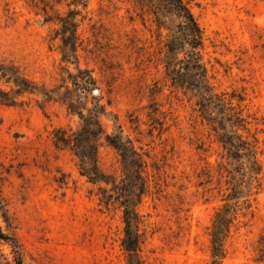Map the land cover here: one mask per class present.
I'll list each match as a JSON object with an SVG mask.
<instances>
[{
  "label": "rangeland",
  "instance_id": "rangeland-1",
  "mask_svg": "<svg viewBox=\"0 0 264 264\" xmlns=\"http://www.w3.org/2000/svg\"><path fill=\"white\" fill-rule=\"evenodd\" d=\"M188 1L214 93L261 172L231 160L197 98L173 86L165 52L175 22L160 26L152 1L0 0V63L37 87L17 105L0 102V228L19 245L0 238V264H128L124 207L101 201V189L118 190L90 182L73 148L56 143L97 118L109 181L122 188L125 170L107 135L132 141L146 161L141 264H211V228L226 203L240 210L222 264H264V0ZM69 11H78L71 62L59 35Z\"/></svg>",
  "mask_w": 264,
  "mask_h": 264
},
{
  "label": "trees",
  "instance_id": "trees-1",
  "mask_svg": "<svg viewBox=\"0 0 264 264\" xmlns=\"http://www.w3.org/2000/svg\"><path fill=\"white\" fill-rule=\"evenodd\" d=\"M78 2L83 0H76ZM143 1V0H141ZM156 5L155 16L160 26L166 25V20L174 18V31L171 41L167 44L165 52L166 71L172 84L197 98V104L204 117L213 125L215 131L220 132V142L227 150L229 157L234 162L247 159L250 163L251 173L257 175L261 172V164L257 159V152L249 142L235 133L237 127L234 117L229 113L222 96L214 93L210 81L209 71L203 60L204 32L191 9L188 0H150ZM85 6V5H84ZM78 11H69L68 15L61 18L62 28L59 32L63 42V58L67 62L77 60L78 35L76 22ZM183 54L181 58L180 55ZM12 84L13 88L6 91L0 88V102L14 106L17 105V96L25 93H33L37 87L23 77L14 65L0 63V81ZM87 83V82H86ZM93 83V79H91ZM76 85L80 88V83ZM85 88V87H83ZM86 90V88H85ZM50 96L49 93H45ZM98 115V112L95 113ZM96 125L88 124L71 136L66 133L56 134L57 145L71 146L76 156L81 161L82 174L94 184L112 185L117 193L109 194L106 188L102 190L101 201L109 206L116 200L124 207L125 238L123 247L127 253L128 264H141L139 259L140 234L139 217L136 206L146 191V183L143 180V169L146 161L133 146L132 141L125 140L120 134L107 135V141L120 152L124 163L125 181L122 188L115 182L109 181L98 166L99 140L104 135V129L96 119ZM229 126L233 133L229 131ZM115 192V191H114ZM240 210L238 203H226L215 216L211 228L212 260L211 264H222L225 257V243ZM0 238L11 242L14 248H19L15 239L6 237L1 232ZM17 264H23L21 259Z\"/></svg>",
  "mask_w": 264,
  "mask_h": 264
}]
</instances>
